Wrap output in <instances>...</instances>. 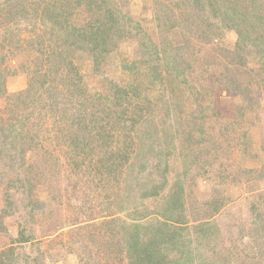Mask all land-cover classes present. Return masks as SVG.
Instances as JSON below:
<instances>
[{
    "label": "rangeland",
    "instance_id": "1",
    "mask_svg": "<svg viewBox=\"0 0 264 264\" xmlns=\"http://www.w3.org/2000/svg\"><path fill=\"white\" fill-rule=\"evenodd\" d=\"M0 264H264V0H0Z\"/></svg>",
    "mask_w": 264,
    "mask_h": 264
},
{
    "label": "trees",
    "instance_id": "2",
    "mask_svg": "<svg viewBox=\"0 0 264 264\" xmlns=\"http://www.w3.org/2000/svg\"><path fill=\"white\" fill-rule=\"evenodd\" d=\"M86 20H87L86 24L83 27L77 28V30H78L79 34H84L86 37H89L90 40H91V38L96 40L100 33H102L104 35V34H108V32L110 31V28H111L110 23L112 20L111 17H107L103 21H98V18H92V19L90 18V19H86ZM54 21L59 22L57 18ZM102 27H103V29H102ZM96 49H99L101 51V49L97 45H93V50H96ZM46 75L48 77H50V72L49 73L45 72V76ZM46 80H48V79H46ZM33 85L34 84L31 82L32 88L34 87ZM78 87H79V85L76 86V88H78ZM42 88H43L42 90L44 92V95L47 97L49 96V98H51L52 97L51 96L52 90L50 91L49 82H45ZM35 91H37V90H35ZM50 93H51V95H50ZM19 95H20V97H21V95H24V98L29 97L28 99L30 100L33 93L30 90L28 92L27 91L21 92V93H19ZM24 102H26V99L24 100ZM48 105H50V107H53V104L52 105H51V103L48 104L47 101L43 105H41V107L48 106Z\"/></svg>",
    "mask_w": 264,
    "mask_h": 264
}]
</instances>
